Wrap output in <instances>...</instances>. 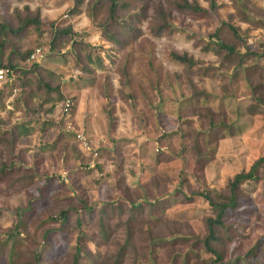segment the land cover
<instances>
[{
	"label": "rangeland",
	"instance_id": "374dc122",
	"mask_svg": "<svg viewBox=\"0 0 264 264\" xmlns=\"http://www.w3.org/2000/svg\"><path fill=\"white\" fill-rule=\"evenodd\" d=\"M119 1L126 9L119 11L121 24L116 30L125 38L128 32L123 19L141 12L146 1ZM175 1L181 0H148L144 18L136 22L141 34L113 44L102 33L103 24L109 22L105 0H0V58L5 63L17 62L25 71L13 109L0 107V123L8 128L0 127L1 157L5 163L18 164L16 157L26 172L36 173L32 186H17L13 196L0 194V241L6 247L1 264H12L5 242L18 215L32 200L40 207L37 196L46 198L55 193L64 172L78 190L75 192L94 206L97 202H118L124 188L133 190L156 173L166 180L163 190L171 206L169 216L183 220H167L164 231L195 239L206 233V221L212 214L201 193L208 189L224 192L230 179L248 171L264 156V0H214L215 7L211 0H189L206 9L196 16L177 11ZM159 6L175 24L173 33L154 34L160 22ZM30 19L35 24L23 33L2 30V23L15 31ZM53 23L71 28L70 35L54 47L50 37ZM229 25L239 34L235 35ZM217 38L233 46L236 54L219 47ZM37 48H43L44 58L39 63L28 61L29 52ZM173 51L187 53L202 70L191 71L174 60ZM99 57L104 58L103 63ZM48 96L52 100L46 102ZM66 99L74 103L68 119L63 112ZM26 119L25 131L22 127L13 130ZM69 124L99 146L95 167L88 168L92 157L81 150L68 131ZM157 147L165 150L158 153ZM200 155H208L209 160L197 165ZM118 164L124 166L121 175ZM79 165L82 170L74 173ZM120 176L126 177L127 185L119 190ZM4 178L2 187L14 177ZM179 187L182 193H176ZM240 195L242 210L248 206L252 212L227 220L220 247L232 263L239 256L242 264H264V244L255 256L246 258L264 235V171L259 182L245 183ZM68 203L63 200L61 205ZM61 205L57 207L51 200L45 211L38 208L20 235L23 245L13 264L36 262L34 252L46 229H37L38 221ZM107 224L115 230L110 239L101 241L96 232L93 239L101 243L90 242L89 248L98 252L95 258H100L99 264H116L125 235L118 216L109 218ZM88 229L95 231L92 226ZM145 238V233L137 235L138 255L130 251L122 264H171L168 247L160 248L157 259L146 263L142 257L147 251ZM54 240L62 249L60 255L54 253L55 258L72 255L76 247L72 236L57 234ZM188 246L190 243L177 244L174 249L184 252ZM201 256L207 257L203 251ZM81 263L93 264L86 258Z\"/></svg>",
	"mask_w": 264,
	"mask_h": 264
},
{
	"label": "trees",
	"instance_id": "16d2710c",
	"mask_svg": "<svg viewBox=\"0 0 264 264\" xmlns=\"http://www.w3.org/2000/svg\"><path fill=\"white\" fill-rule=\"evenodd\" d=\"M145 1V4H143L141 7V12L135 14L133 18L131 17L129 19H123L122 24L123 26L125 25L128 35L125 36V38H122L117 32L116 28H118L121 24L118 22V18L120 17L119 11L126 9V5L119 0H105V2H107L109 22L103 24V36L113 44H121L123 40L127 41L131 38H137L141 34V30L137 28L136 22L139 21L140 18H144L146 14L148 0ZM236 1L238 3L239 0ZM211 3L212 7L216 6V2L214 0H211ZM174 7L177 11L187 12L192 16L200 15L206 12V9L196 1L193 3L189 0L175 1ZM157 12L160 22L157 23L156 27L154 28V34L156 36H160L166 33H173L175 31V24L170 20L169 16H167L164 9L159 6ZM34 22V19H30L28 22L21 24L15 31H12L9 26L3 23L1 24V27L5 33H23L27 31L29 25L35 24ZM229 28L235 33V35L239 34L238 29L233 25H229ZM50 30L52 47H54V44L59 39H63L69 36L71 33V28H59L54 23L50 25ZM217 39L219 47L222 49H227L228 54L230 55L236 54V50L233 46L222 43L219 38ZM0 50L2 55V46ZM29 53L31 54L32 52ZM171 56L174 60L188 66L191 71L202 70L201 67L196 65L195 60L187 53L181 54L173 51L171 52ZM89 59L91 60L92 58L89 57ZM103 59L104 58L99 57V61L101 60L102 62ZM32 62L39 63V61ZM0 66L10 67L17 72L19 76L17 86L19 87L20 92L22 80L24 79L23 73L25 71L19 67L17 62L14 63L12 60L5 63L0 58ZM4 95H10V91L7 90L2 96H0V107H6V101L3 97ZM17 98H14L11 101L12 106H14L16 103ZM61 98L62 96H60L59 99ZM51 100L52 99L49 96L45 98L46 102ZM73 106L74 103L70 112L68 114L65 113L66 118L71 116ZM28 122L29 119H26L19 124L16 123V125H14L12 128L15 130L22 127V131H25L26 123ZM0 127H3L2 123H0ZM3 128L8 129L5 127ZM71 133L74 134L73 132ZM2 141L3 139L0 137V143ZM1 150L2 144H0V183L6 180L4 178L5 175L9 177L12 176L14 178L8 183L7 186H0V194L5 195V197L13 196L18 191L17 186H21V188L32 186L36 181V173L26 172V169L23 167V163H21V161H17L16 157L14 159L16 162H18V164H15V162H10V160L6 163L3 162ZM163 151L160 150L157 152L161 153ZM203 160H209L208 155H200L197 160V165L202 164ZM79 169L82 170L80 165L78 169H74L76 170L74 173L80 171ZM117 169L119 171L118 174L121 175L124 166L118 164ZM73 171H71V173H73ZM263 171L264 156L258 158L248 171H241L237 173L232 179H230L226 188L224 189V192L209 189L207 191H203L201 195L208 200L212 208V214L206 221V233L203 236L196 237L195 239L176 236L174 235L175 233L164 231L166 226H168L167 220L171 219L176 222L183 220H178L169 216L168 210L171 206L168 205L169 199L167 198V195L164 196L166 191L163 190V181L166 182V180L161 179L156 175V173L150 178L149 181L138 184L133 190H131L129 187L124 188V193L119 195L118 202H111L107 204L97 202V205L95 206L94 202L88 201L86 197H83L79 193L75 192L77 189L74 188L72 184H70L69 180L65 181L61 176L63 181L60 182L58 187L59 189L56 190L55 193L52 195L50 194V197L46 198L37 196L35 199L36 204H38L40 207H35V205L31 203L33 201L32 200L25 207V209L21 211V213L17 212L20 213L18 215L17 224L11 231H8V236L5 242V244H8L9 247V253L7 254L8 258L13 264L15 257H20V248L23 245L20 235L28 226H30L31 222L37 215L38 208L45 211L46 208H49L51 200H53L57 207L61 205L63 200H69L70 203L64 206L61 205L62 208H60L58 211L48 213V217L45 220L43 218L42 220L38 221L37 229H42L44 226L46 229L42 232V238L39 242V247L34 252V258L36 259L34 264H82L81 260L84 258L88 259L89 262L93 264H99L100 258H95L98 252L96 253L93 252V250H90L89 243L95 242L97 245H100V241L96 242V240L93 239L94 233L96 232L99 234L98 236L100 237L101 241H108L110 239L115 230L109 229L107 222L109 218H112L113 216H118L121 219V224L119 227L122 228V231H124L125 235L124 243L120 246L115 256L116 264H122L123 259L126 258L130 251L135 255H138L139 248L137 246L136 238L138 234L141 235L142 233L146 234L145 239L147 241L146 246H144L147 251L142 252V257L146 263L155 261L157 259V251L160 248L168 247L169 250H171L172 255L171 264H242V262H239L241 261L239 256H237V261L235 263L230 261L231 258L230 260L227 259L225 254L226 250L224 248L221 249L220 247V243L223 241L222 233L226 228L227 220L229 221L231 218L237 220L238 218H242V214H251L252 210H249L248 206L246 209L243 208L244 210H242V204L244 203V200H242L240 193L245 183L259 182L261 180V173ZM56 172H58V170ZM126 185V177L120 176L118 184L119 190ZM182 187H179V189L176 190L177 192L174 191L173 194H175V192L182 193ZM184 197L189 199L185 194ZM190 198L192 199L193 196H190ZM72 199L73 202H71ZM1 213L2 212L0 211V214ZM91 226L94 227V232L89 231L88 228ZM117 230L119 231L120 229H116V231ZM235 231L238 232L237 228H235ZM57 234H62L66 237L72 236L76 242V247L74 248V252L70 257H64L60 260L54 257V253L56 251L58 255H60L62 252L61 245L58 244L57 240H54ZM224 239H226V237H224ZM258 240V243L253 248H251V251L247 254V259L255 256L256 250H258L260 245L264 244V235H262ZM54 242L57 243V248H54ZM188 243H190V246H188L184 252H182L179 248H177V250L174 249L176 248L175 246L177 244L187 245ZM5 248L4 242L0 241V264L1 262L5 261V258L1 257ZM202 251L206 253L207 257L201 256Z\"/></svg>",
	"mask_w": 264,
	"mask_h": 264
},
{
	"label": "built area",
	"instance_id": "2783aa9c",
	"mask_svg": "<svg viewBox=\"0 0 264 264\" xmlns=\"http://www.w3.org/2000/svg\"><path fill=\"white\" fill-rule=\"evenodd\" d=\"M44 50L43 48H37L35 51H33L30 54V57L28 58V61H40L44 58ZM18 74L17 72L10 68V67H2L0 66V96L4 94L5 91L9 90L10 95H4V99L6 101V108L13 109V106L11 104V101L17 97L19 92V87L17 86L18 83ZM73 105V101L71 99H67L63 103V112L68 114L71 110V107ZM68 131L73 132L74 136L76 138V141L79 143L80 147L83 149V151L87 154H90L92 157V160L89 162L88 167L93 168L95 167L96 163L99 160L100 152L98 150V147L93 142V140L86 135V133L80 129L75 128L72 124L68 125ZM157 151L165 150L164 147H157ZM62 178L65 181H68V175L66 172L61 174Z\"/></svg>",
	"mask_w": 264,
	"mask_h": 264
}]
</instances>
